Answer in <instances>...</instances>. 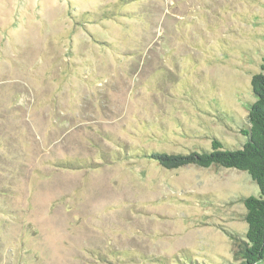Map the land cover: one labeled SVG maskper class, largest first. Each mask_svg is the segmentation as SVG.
<instances>
[{
    "label": "rangeland",
    "instance_id": "rangeland-1",
    "mask_svg": "<svg viewBox=\"0 0 264 264\" xmlns=\"http://www.w3.org/2000/svg\"><path fill=\"white\" fill-rule=\"evenodd\" d=\"M263 60L264 0H0V264H240L249 176L139 155L241 149Z\"/></svg>",
    "mask_w": 264,
    "mask_h": 264
},
{
    "label": "trees",
    "instance_id": "trees-1",
    "mask_svg": "<svg viewBox=\"0 0 264 264\" xmlns=\"http://www.w3.org/2000/svg\"><path fill=\"white\" fill-rule=\"evenodd\" d=\"M87 17L86 13L79 17L81 20L84 19V21L78 20L81 26L91 23L90 19H85ZM102 17L110 19L106 15ZM251 92L254 101L248 107V126L240 129L241 136L246 138L241 149H225L218 139L210 138V150L174 153L153 151L139 155L166 170L194 166L203 169H234L249 176L258 187L259 194L241 199L245 210L243 216L246 224L245 234L240 237L230 235L234 247L233 257L235 261L239 260L240 264H258L264 257V60L260 72L252 77ZM123 154V152L122 155L115 153L112 162L124 160ZM101 158L105 160L104 156ZM104 259L98 255L99 262L105 264L106 259ZM177 263L196 264L195 260H191L190 254L183 255Z\"/></svg>",
    "mask_w": 264,
    "mask_h": 264
}]
</instances>
